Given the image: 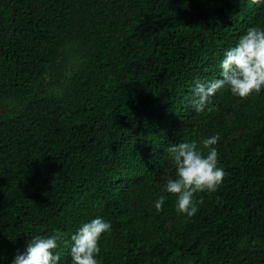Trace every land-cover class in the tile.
I'll return each instance as SVG.
<instances>
[{
    "label": "trees",
    "instance_id": "1",
    "mask_svg": "<svg viewBox=\"0 0 264 264\" xmlns=\"http://www.w3.org/2000/svg\"><path fill=\"white\" fill-rule=\"evenodd\" d=\"M251 25L264 3L0 0V264L95 215L100 264H264V89L189 102ZM214 133L222 183L191 216L168 193L157 211L166 146Z\"/></svg>",
    "mask_w": 264,
    "mask_h": 264
},
{
    "label": "clouds",
    "instance_id": "2",
    "mask_svg": "<svg viewBox=\"0 0 264 264\" xmlns=\"http://www.w3.org/2000/svg\"><path fill=\"white\" fill-rule=\"evenodd\" d=\"M256 2L264 3V0ZM218 69L214 78L193 79L189 102L195 112L211 110L214 96L225 88L236 97H246L264 89V27H247L234 43L224 48ZM218 139L219 134L214 133L201 137L199 141L181 139L166 146L164 151L175 166L174 175L165 180L162 194L153 201L157 211L166 199L163 193H168L175 197V210L191 216L197 210L194 194L211 193L218 188L226 175L225 169L219 165L214 146ZM110 230L111 220L95 215L81 221L67 239L59 229L50 234L30 236L25 249L17 252L10 264H60V253L55 249L61 240L69 245L68 264H100L101 234Z\"/></svg>",
    "mask_w": 264,
    "mask_h": 264
}]
</instances>
